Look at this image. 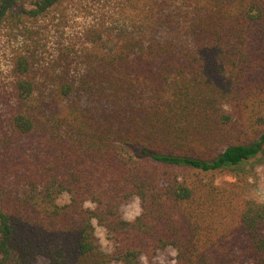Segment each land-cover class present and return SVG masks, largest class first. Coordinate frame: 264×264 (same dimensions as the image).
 <instances>
[{
	"label": "trees",
	"instance_id": "trees-1",
	"mask_svg": "<svg viewBox=\"0 0 264 264\" xmlns=\"http://www.w3.org/2000/svg\"><path fill=\"white\" fill-rule=\"evenodd\" d=\"M1 37L0 264H264V0H0Z\"/></svg>",
	"mask_w": 264,
	"mask_h": 264
},
{
	"label": "rangeland",
	"instance_id": "rangeland-1",
	"mask_svg": "<svg viewBox=\"0 0 264 264\" xmlns=\"http://www.w3.org/2000/svg\"><path fill=\"white\" fill-rule=\"evenodd\" d=\"M13 41V39H12ZM10 44L6 40V38L1 37L0 42V56L2 58V70L6 72L8 70L9 61L8 58L10 56ZM253 166L255 171L258 174V185L253 193L254 198L256 200L264 203V153L259 155L256 159L251 160L247 167ZM68 202V196L66 194L60 195L58 198V203L60 205L66 204ZM86 206L91 207V205L86 204ZM120 213L123 219L125 220H133L140 213L139 201L136 198L130 199L126 204L120 207ZM95 228V236L97 238L98 244L100 248L108 252L111 249L110 243L107 240L105 230L98 226L95 222H93ZM175 258V253L173 250H164L157 252L156 256L153 258L151 264H173ZM142 264H149L145 259H142ZM34 264H47V261L43 257H36L34 260Z\"/></svg>",
	"mask_w": 264,
	"mask_h": 264
}]
</instances>
